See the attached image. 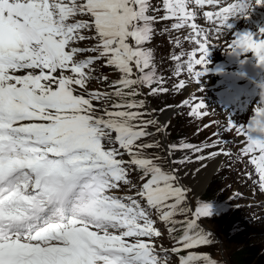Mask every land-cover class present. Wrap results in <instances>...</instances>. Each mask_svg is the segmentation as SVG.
I'll use <instances>...</instances> for the list:
<instances>
[{"label": "snow or ice", "instance_id": "snow-or-ice-1", "mask_svg": "<svg viewBox=\"0 0 264 264\" xmlns=\"http://www.w3.org/2000/svg\"><path fill=\"white\" fill-rule=\"evenodd\" d=\"M258 6L264 0H0V264H217L199 251L214 243L199 221L229 209L193 201L174 166L250 157L264 193V128L228 121L226 131L246 138L237 153L220 138L164 146L166 125L138 98L169 91L153 52L162 22L175 48L193 45L172 55L173 75L198 82L212 34ZM257 36L264 41V28ZM100 67L116 78L96 75ZM204 108L188 115L207 116ZM176 152L190 156L170 159Z\"/></svg>", "mask_w": 264, "mask_h": 264}, {"label": "rangeland", "instance_id": "rangeland-1", "mask_svg": "<svg viewBox=\"0 0 264 264\" xmlns=\"http://www.w3.org/2000/svg\"><path fill=\"white\" fill-rule=\"evenodd\" d=\"M201 20L203 21L202 27H209V25H206V22L203 18H201ZM205 67L201 69L200 66H197V69L205 71ZM96 75H108L110 79L114 74L111 73L109 69L100 67L98 68ZM93 86L99 88L102 91L105 90V88L100 84H94ZM139 99H144V96L139 97ZM180 130L183 131V127ZM191 159H194L192 163L177 165L182 172L183 179L185 178V185L190 188L191 183L189 179L190 177H193V174L197 172L196 170L198 168L201 169L202 163L195 161L194 157H191ZM176 160L180 159L176 158ZM226 168H230V170H226ZM245 172L251 173L252 179H248V177L244 175ZM221 177H225L227 182ZM254 178L255 174L252 170V167H244V169L240 167L236 168L233 166V161L231 160L225 167H223V170L220 171L217 176H215L214 181L217 184L214 181L212 182L213 185L210 192H208L207 185L204 187L203 191H200L202 193L205 192V195L202 196L204 199L209 200L207 197L211 196H214L218 199L220 197L225 198L229 196V198H231L232 205L234 206L233 209H236L237 206H239V208L236 209L237 211L229 209L222 215L213 216L210 218H202L200 220V222L202 221L204 225L212 230V234L213 232L216 233L219 241L217 237H215L214 243L212 245L204 246L200 248L199 251L210 254L211 258L217 262H219V259L215 257V254L219 253L222 254V256H224L230 264H237L232 256V252L247 242V244L250 246V250L252 248L254 251H256L254 258L251 254L250 257H248L247 260L253 258L249 264H264V212L260 211L258 209V205H256L257 197L253 199L254 203H252V205H246L250 202L249 196L246 194V192L248 191V194L251 195L253 189L251 180ZM227 183L229 185H227ZM213 190H215L214 195L211 193ZM235 193H239L240 195L234 196ZM191 195L199 196L200 193L197 190L192 189ZM157 227H159L160 230L165 234L161 238L160 242H162L165 246H168L170 244V240L167 237L164 226L158 222ZM234 229L238 230L234 231Z\"/></svg>", "mask_w": 264, "mask_h": 264}, {"label": "bare ground", "instance_id": "bare-ground-1", "mask_svg": "<svg viewBox=\"0 0 264 264\" xmlns=\"http://www.w3.org/2000/svg\"><path fill=\"white\" fill-rule=\"evenodd\" d=\"M234 19H237V18H241L243 19L242 23L238 26V28H235L233 30V34H232V37L230 40L226 41L219 33V36H218V39L215 37V34H212V36L215 37L216 39V46L218 49H221V50H226L227 48V44H229L233 39H235L236 37L244 34V33H248L251 28L253 27V24L256 22L257 23V28H259L260 26H264V13L263 15H260L258 17V19L256 18V15L252 18V19H247L248 16L246 17H242L240 15H235V16H232ZM201 26L203 24L202 21H199L198 22ZM227 56V59H228V64L229 66L231 67V71H228L229 73H231L233 76L239 78V73H240V66L237 65V62L238 61H241V62H244L246 60V57L244 56H239L237 57L236 55H228V54H225ZM226 69H228L226 66H225ZM213 72L217 75V76H220L221 77V74H224L226 75L227 72L226 71H223V73L221 72H218V71H215L213 69ZM209 73V72H208ZM204 74L202 76V79L206 78L205 76L208 74ZM221 85V82H217L216 83V86H220ZM195 89V87L193 88ZM192 89V90H193ZM193 92V91H192ZM258 101H259V97L258 96H252L250 97V103L252 104V106L254 108H257L258 107ZM219 160V156L216 157L215 159H213L211 161V163L209 164L208 168L202 172H200L197 177L194 179V180H190V185L194 186L195 187V190H199V191H202L206 185V182L208 181L212 171L215 169L216 165H217V162ZM185 172V171H184ZM185 180V178H184ZM197 182V184H196ZM194 184V185H193ZM196 193V191H195Z\"/></svg>", "mask_w": 264, "mask_h": 264}, {"label": "clouds", "instance_id": "clouds-1", "mask_svg": "<svg viewBox=\"0 0 264 264\" xmlns=\"http://www.w3.org/2000/svg\"><path fill=\"white\" fill-rule=\"evenodd\" d=\"M225 51L230 56H244L251 59L254 61V68L264 70V41L260 40L259 36L254 39L247 33L242 34L233 40L230 47H227ZM258 105L259 108L254 109V115L250 119L254 130L264 128V88L259 93Z\"/></svg>", "mask_w": 264, "mask_h": 264}, {"label": "trees", "instance_id": "trees-1", "mask_svg": "<svg viewBox=\"0 0 264 264\" xmlns=\"http://www.w3.org/2000/svg\"><path fill=\"white\" fill-rule=\"evenodd\" d=\"M250 246L249 244H244L242 247L235 249L232 252V256L237 264H246L248 257H250ZM254 255V252H251Z\"/></svg>", "mask_w": 264, "mask_h": 264}]
</instances>
